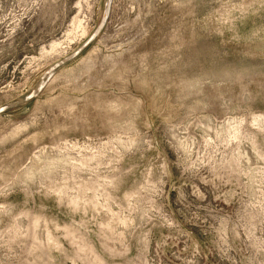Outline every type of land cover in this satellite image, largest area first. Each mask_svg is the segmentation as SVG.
Listing matches in <instances>:
<instances>
[{
    "label": "rangeland",
    "instance_id": "rangeland-1",
    "mask_svg": "<svg viewBox=\"0 0 264 264\" xmlns=\"http://www.w3.org/2000/svg\"><path fill=\"white\" fill-rule=\"evenodd\" d=\"M0 264H264V0H0Z\"/></svg>",
    "mask_w": 264,
    "mask_h": 264
}]
</instances>
